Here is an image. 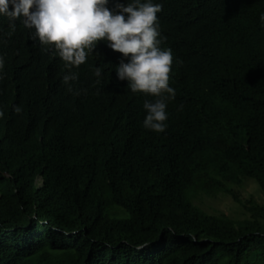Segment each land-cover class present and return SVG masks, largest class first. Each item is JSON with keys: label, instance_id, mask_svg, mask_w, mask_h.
Segmentation results:
<instances>
[{"label": "trees", "instance_id": "16d2710c", "mask_svg": "<svg viewBox=\"0 0 264 264\" xmlns=\"http://www.w3.org/2000/svg\"><path fill=\"white\" fill-rule=\"evenodd\" d=\"M154 2L163 133L142 127L153 97L116 78L120 53L97 45L69 91L61 58L0 16V264H264V201L237 190L264 195V0ZM218 195L242 217L196 203Z\"/></svg>", "mask_w": 264, "mask_h": 264}, {"label": "clouds", "instance_id": "9594fccd", "mask_svg": "<svg viewBox=\"0 0 264 264\" xmlns=\"http://www.w3.org/2000/svg\"><path fill=\"white\" fill-rule=\"evenodd\" d=\"M0 0V16L7 17L10 26L22 21L36 42L54 51L64 62L68 72L62 83L72 90L77 74L72 68L83 64L95 47L103 44L110 52H118L122 59L114 65L116 78L126 81L132 93L145 99L142 127L155 133L167 128V101L175 98L169 85L172 64L171 49L161 48L166 39L160 32L157 13L161 3L154 0ZM264 28V12L259 15ZM3 59L0 58V67ZM95 68L94 75L101 77ZM14 112L21 108L14 106Z\"/></svg>", "mask_w": 264, "mask_h": 264}, {"label": "rangeland", "instance_id": "374dc122", "mask_svg": "<svg viewBox=\"0 0 264 264\" xmlns=\"http://www.w3.org/2000/svg\"><path fill=\"white\" fill-rule=\"evenodd\" d=\"M241 199L256 198L259 202L264 201V195L260 192L253 179L246 181L243 187L238 188ZM197 201V200H196ZM203 210L218 214L225 213L231 217H242L238 203L230 195H218L216 197H204L196 202Z\"/></svg>", "mask_w": 264, "mask_h": 264}]
</instances>
